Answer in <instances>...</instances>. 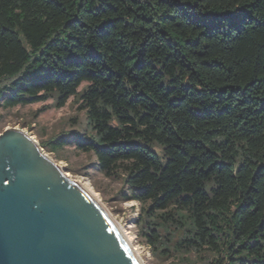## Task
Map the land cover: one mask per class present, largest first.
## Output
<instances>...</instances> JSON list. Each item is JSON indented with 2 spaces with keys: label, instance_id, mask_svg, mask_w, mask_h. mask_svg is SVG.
I'll list each match as a JSON object with an SVG mask.
<instances>
[{
  "label": "trees",
  "instance_id": "16d2710c",
  "mask_svg": "<svg viewBox=\"0 0 264 264\" xmlns=\"http://www.w3.org/2000/svg\"><path fill=\"white\" fill-rule=\"evenodd\" d=\"M71 98L90 133L41 146L121 179L157 257L264 264V0H0V107Z\"/></svg>",
  "mask_w": 264,
  "mask_h": 264
},
{
  "label": "water",
  "instance_id": "95a60500",
  "mask_svg": "<svg viewBox=\"0 0 264 264\" xmlns=\"http://www.w3.org/2000/svg\"><path fill=\"white\" fill-rule=\"evenodd\" d=\"M0 264H141L99 202L28 134H0Z\"/></svg>",
  "mask_w": 264,
  "mask_h": 264
},
{
  "label": "rangeland",
  "instance_id": "374dc122",
  "mask_svg": "<svg viewBox=\"0 0 264 264\" xmlns=\"http://www.w3.org/2000/svg\"><path fill=\"white\" fill-rule=\"evenodd\" d=\"M87 85L84 84L79 91ZM53 104L54 100H49L46 103L14 109L0 107V134L8 129L25 132L66 172L69 178L80 181L119 227L141 264H206L207 261L213 260L212 257L201 259L196 253L175 254L170 259L157 257L139 232L141 204L135 201L125 202L120 196L124 188L121 179L113 180L106 177L99 169L96 156L93 153L78 151L75 145L67 146L58 153L42 147V143H48L53 139H69L72 133L81 135L90 133L87 114L79 109L82 101L71 98L62 109L50 108L38 114L43 106Z\"/></svg>",
  "mask_w": 264,
  "mask_h": 264
},
{
  "label": "bare ground",
  "instance_id": "6f19581e",
  "mask_svg": "<svg viewBox=\"0 0 264 264\" xmlns=\"http://www.w3.org/2000/svg\"><path fill=\"white\" fill-rule=\"evenodd\" d=\"M79 186H81L82 188H84L89 194H91V192H89L82 184L80 181H75ZM92 195V194H91ZM93 196V195H92ZM94 197V196H93ZM116 225V224H115ZM117 226V225H116ZM118 227V226H117ZM119 229V227H118ZM119 231L121 232V230L119 229ZM122 236H123V233L121 232ZM124 237V236H123ZM124 239L126 240V242L128 243L127 239L124 237ZM132 251L134 252V250L132 249ZM135 254V252H134ZM137 256V254H135ZM138 257V256H137Z\"/></svg>",
  "mask_w": 264,
  "mask_h": 264
}]
</instances>
